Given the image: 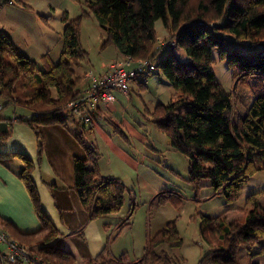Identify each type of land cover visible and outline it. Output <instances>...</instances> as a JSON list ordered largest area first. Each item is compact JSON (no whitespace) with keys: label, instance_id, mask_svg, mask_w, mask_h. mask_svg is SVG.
I'll list each match as a JSON object with an SVG mask.
<instances>
[{"label":"trees","instance_id":"16d2710c","mask_svg":"<svg viewBox=\"0 0 264 264\" xmlns=\"http://www.w3.org/2000/svg\"><path fill=\"white\" fill-rule=\"evenodd\" d=\"M13 2L27 6L21 0ZM89 14L105 33L103 49L113 46L134 62L155 61L164 52L155 74L168 80L174 94L168 103H159L152 111L146 109L149 119L164 132L170 148L189 160L188 181L195 191L207 186L213 191L210 197L219 195L227 203L236 201L254 174L264 171V0H86V10L79 17L69 19L67 13L62 16L63 45L58 63L48 54L33 61L20 53L0 29L2 109L15 106L32 114L18 122L35 133L39 160L45 151L44 130L65 128L70 114L67 105L82 93L85 75H78L75 69L87 59L80 41V24ZM158 21L164 23L168 38L174 42L172 47L155 50ZM243 47L247 53L240 51ZM177 50L182 52L177 54ZM216 54L226 62L234 83L251 92L243 114L237 113L235 96L224 89L213 71ZM76 126L82 127L79 121ZM9 134L1 135V140ZM85 150V158L73 160L74 191L89 219L95 220L121 210L125 187L117 179L101 175L94 147ZM15 156L22 162L16 174L31 199L40 227L21 233L1 217L0 227L43 264H78L72 253L59 246L60 233L43 212L31 176L33 161ZM7 160L0 156L1 162ZM263 193L247 196L242 209L244 220H228V212L235 209L215 217L202 216L199 233L210 250L197 264H242L244 252L249 264H258L252 261L264 253V247L254 250L264 240ZM167 203L179 208L182 197L176 191H161L150 207ZM132 213L130 208L118 229L131 225ZM75 238L85 243L82 233ZM182 245L176 220H171L147 237L140 258L131 260L126 253L114 257L106 245L96 257H83L82 264H182L185 259L167 253Z\"/></svg>","mask_w":264,"mask_h":264},{"label":"rangeland","instance_id":"374dc122","mask_svg":"<svg viewBox=\"0 0 264 264\" xmlns=\"http://www.w3.org/2000/svg\"><path fill=\"white\" fill-rule=\"evenodd\" d=\"M21 1L27 6H19L13 2V4H4L0 7V29L17 42L15 45L20 53H26V56L29 55L28 57L33 61H35L33 58L40 54H48L54 63H58L63 45L62 16L67 13L70 16L69 19L79 17L86 10V0ZM7 14H12V17L7 18ZM155 26L159 34L155 50H161L163 45L171 40L168 38L162 21L156 22ZM105 37L104 31L93 14L82 17L80 41L87 52V59L82 66L86 68L92 65L95 74L106 54V48H102ZM244 43L249 45L247 41ZM239 49L242 53L248 51L244 47ZM181 52L176 51L177 54ZM163 54L164 52L157 56L155 64L162 59ZM215 57L213 71L224 89L235 96L234 107L237 113L243 114L250 103L251 92L246 86L236 85L227 69L226 62L219 60L217 54ZM101 69H103L102 66ZM147 78L150 80L149 85L140 92V95L137 90L130 91L131 101L126 99L127 95L117 91L122 97L115 96L124 113H115L117 121L113 118L111 120L102 118L99 123L95 124L94 133L88 134L86 139L83 138L85 146L89 144L88 141L94 145L98 154L96 165L101 175L117 179L125 187L121 210L104 219V222L112 224L109 245L116 241L112 246L114 253L116 252L118 257L126 253L131 260H135L143 255L147 237L154 235L168 221L176 220L183 245L181 249L173 252L167 250V253L170 256L185 259L182 264H197L210 250L199 233V227L203 222L202 216L215 217L228 209H235L228 212V220L230 222L236 219L244 220L245 212L242 209L245 207L247 196L264 191V171L256 172L244 185L238 199L231 203H227L223 196L210 197L213 193L210 187L204 186L199 192L195 191L188 181L189 160L170 148L166 135L149 119L146 112V109L152 111L159 103H168L174 91L168 80L161 75L151 73ZM88 80L86 76L83 82H88ZM136 80L131 81L134 89H137ZM124 119L132 123V127L145 136V143L131 139L122 123ZM77 120L81 123V120ZM88 128L81 127V129ZM119 129L125 132V136ZM107 141L118 149L120 155L130 157L138 163L136 165L138 168L132 167L127 162H121L120 156L112 151ZM161 191L178 192L182 197V205L175 208L167 203L162 206L154 204L150 207L153 197ZM261 199L264 203V193ZM130 208H133L131 225L118 229L117 226L128 215ZM259 247H264V240L261 244H256L254 250H258ZM0 251L5 253L7 248L0 245ZM80 253L81 250L78 248L73 254L80 256ZM245 253H243L241 262L249 264ZM252 262L264 264V253L256 255ZM78 264H81L79 259Z\"/></svg>","mask_w":264,"mask_h":264},{"label":"crops","instance_id":"0c3cea01","mask_svg":"<svg viewBox=\"0 0 264 264\" xmlns=\"http://www.w3.org/2000/svg\"><path fill=\"white\" fill-rule=\"evenodd\" d=\"M6 16L11 18L12 14H7ZM14 42L17 45V42ZM110 47H106V54L101 60L99 69L97 68L96 74L99 76L108 73L110 63L123 56L117 49L114 47L110 49ZM24 55L27 54L25 53ZM42 55L40 54L33 59L38 62ZM82 64L75 69L78 75L84 73L83 75L86 76L89 71L95 73L92 65L85 68ZM101 66L103 69H101ZM105 66L107 67L104 68ZM149 82L148 78H138L136 80L137 89H134L131 85V91L137 90L139 92L138 95H140V92L147 88ZM89 85V80L88 82H82V92ZM112 94L122 97L117 91H112ZM126 99L131 101V93ZM116 112L124 113L123 108L117 102L116 96L115 101L111 105H97L93 110V127L88 130L79 129L76 126L78 120L68 114L65 128L51 127L44 130L45 151L39 160L38 141L35 133L24 124L18 122L19 119L29 118L32 114L15 106H7L0 110V122L6 123L7 132H10L5 141L1 140V135L7 132H0V156L8 158L7 162L0 161V217L10 222L21 233L34 232L40 227L31 199L16 174L22 168V162L15 155L27 156L33 161L34 169L31 176L39 193L43 212L60 233L59 246L72 254L79 248L81 250L80 256L73 255L79 259L81 264L83 263V257H96L106 245L109 246L110 254L118 257L112 248L116 241L113 240L112 245H109L112 224L104 222V219L108 216L95 220L89 219L88 213L82 207L74 191L72 175L74 158H85V148L94 147L90 141L85 146L83 138L86 139L88 134L94 133L95 124L99 123L102 118L108 120L113 118L117 121ZM122 123L132 140L135 139L145 143V136L137 129H134L132 123L125 119ZM107 144L114 153L120 156L121 162H127L132 167L138 168L136 166L138 163H135L132 158L120 155L118 149L113 147L110 141H107ZM206 183L203 182V184ZM81 233L85 238V243L83 244L79 243L75 238L76 235Z\"/></svg>","mask_w":264,"mask_h":264},{"label":"built area","instance_id":"2783aa9c","mask_svg":"<svg viewBox=\"0 0 264 264\" xmlns=\"http://www.w3.org/2000/svg\"><path fill=\"white\" fill-rule=\"evenodd\" d=\"M4 4H13V0H0V7ZM173 45V41H167L163 48ZM156 72L157 67L154 61L134 62L130 57L122 56L110 63L108 73L97 76L93 71L87 72L86 76L89 78L90 85L77 99L68 103L67 108L73 117L81 120L82 127L91 128L94 124V108L99 104L111 105L115 101L112 91H119L129 96L132 80L144 79ZM2 108L3 103L0 100V110ZM0 245L7 248L5 253L0 251V264H43L40 258L28 248L10 239L1 227Z\"/></svg>","mask_w":264,"mask_h":264},{"label":"water","instance_id":"95a60500","mask_svg":"<svg viewBox=\"0 0 264 264\" xmlns=\"http://www.w3.org/2000/svg\"><path fill=\"white\" fill-rule=\"evenodd\" d=\"M0 132H7V124L0 122Z\"/></svg>","mask_w":264,"mask_h":264}]
</instances>
